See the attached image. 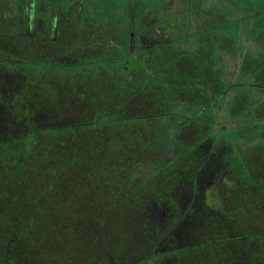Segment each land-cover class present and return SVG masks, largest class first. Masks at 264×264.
Instances as JSON below:
<instances>
[{
    "label": "trees",
    "instance_id": "16d2710c",
    "mask_svg": "<svg viewBox=\"0 0 264 264\" xmlns=\"http://www.w3.org/2000/svg\"><path fill=\"white\" fill-rule=\"evenodd\" d=\"M8 1L4 2V5L10 7L9 11L21 14V4L17 6L16 2ZM56 3L60 2L56 0ZM12 4L19 7L17 11L11 10ZM116 7L117 4L112 5L111 10L114 11ZM112 11H107L108 15L101 10L93 11L91 14L94 16L101 13L105 16L104 20H107L109 15H117ZM72 12L75 15L76 32L83 33L85 29H79L78 22L85 13L84 5L74 1ZM9 19L10 17L4 19L3 25L11 22ZM15 21L19 22L20 19L17 18ZM102 28L95 27L92 32L101 34ZM15 31L14 29L13 33ZM103 32L105 35L109 33L108 30ZM87 35L90 38V35ZM108 36L110 35L106 37ZM81 39V37L75 39L74 63H60L51 56L45 57L44 60L35 61L31 66H21L24 74L15 77V83L13 79L7 77L0 80V253L8 257L25 250L22 253L24 254L37 233H44L45 211L38 212L34 207L33 201L36 196L47 202V206L52 204L60 206L61 204L55 201L66 196L69 201H77V217L66 215V218L64 216L58 218L65 221L66 227L69 228H75L79 223L81 225L87 223L104 207L111 206L117 210V201L121 198L127 205L124 212L126 217L121 218L131 232L137 231L135 235L137 242L133 248L123 251L124 255L118 258L117 264H188V260L184 262L179 260L178 252L201 242V229L204 226L213 227L210 218L223 217L214 211V207L202 205L200 194L197 193L200 199H194V195L190 198L191 193L185 196L184 192L190 189L193 182L196 184L200 181L207 182L212 178L220 164L222 148L219 153V150L217 152L214 150L220 148L219 146L212 147L211 144L202 146L201 156L193 158L185 171L175 169L178 174L181 171L180 181L184 183L182 185L186 189L175 186L167 191L166 184L164 186L161 184L160 175L150 173L165 174V166H170L177 160L181 147L175 148L167 141L169 129L173 132L170 138L174 143L182 136L180 129L182 126L197 129L198 126H209L212 137L219 138H228L229 132L231 130L235 132L236 127H229L223 116L217 124L214 123L216 129L208 123H199L198 118L187 120L185 112L178 111L177 105L173 117L168 112L170 102L161 103L164 110L157 111L156 105L151 104L143 94L141 85L132 84L135 75L144 72L141 67L145 63L144 57L151 54L136 56L129 52L117 51L115 46L108 45L106 41L104 43L109 48H103L98 42L82 44ZM179 49L170 50L176 55L181 53ZM95 58L97 59L94 63L102 60L101 68L105 65V74L112 79V83L117 82L115 86L102 84L95 76L92 65L96 64H91L88 60ZM190 63L191 60L186 57L175 66L183 65L186 69L192 70ZM35 64L42 66L41 71L33 67ZM245 72L244 75L249 78L247 80L250 83L249 89L247 84L241 82L242 79L238 78L237 82L232 84L230 81L232 74L228 75V78L219 74L223 86L220 96L225 106L215 98L206 104L201 103L198 106L199 114H212L215 111L211 112L209 107H216L217 115L225 114L232 121L236 120L238 117L232 112L236 106H228L224 96L232 91L240 93L246 90L254 94L258 89H264L262 70L254 66ZM202 75L208 79L213 77L212 71H205ZM239 75L243 77V71L239 70ZM182 76L179 67L170 68L167 70L169 82H165L164 85L170 87L185 82L184 86H188L192 83L190 80L183 81ZM48 78H52L56 84L53 96L40 94L41 98L43 96L45 98L39 107H35L33 103L38 98V94L35 93L36 87L39 86L37 83H42L45 87ZM44 87H41V90ZM68 87L74 91H69ZM102 91L104 92L101 93ZM36 92H40L38 87ZM254 101L261 104L255 97ZM46 102L51 104H44ZM208 116L211 119L216 118L215 115ZM158 117L163 125L150 121ZM256 131L255 128L251 130L249 139H252ZM237 137L241 141L248 136L239 134ZM68 156L85 158L90 162L89 169L83 171L80 169L79 173L71 171ZM135 161H142L144 165L136 167L132 164ZM150 164L152 170H149ZM145 166L147 171L143 169ZM37 171L45 183L40 186L33 184V177ZM194 171L198 173L195 175ZM171 173L172 168L168 175L165 174V178L171 177ZM127 174L130 181L126 177ZM253 183L255 191L264 192L262 181ZM126 184H131V188L128 189ZM117 185L122 186L120 188L123 191L120 195L117 194ZM42 187L47 188L46 193H43ZM219 197L220 193L216 192L214 199L220 207L223 202H220ZM23 200L28 203H23ZM169 204L174 207H170ZM184 205H186L184 211L181 212ZM155 207L165 208L161 219L153 212ZM144 246L145 254L142 255L141 249ZM133 253L138 256L137 261H133ZM253 259L254 257L249 258L244 264H259ZM111 261L108 264H114L115 260Z\"/></svg>",
    "mask_w": 264,
    "mask_h": 264
},
{
    "label": "rangeland",
    "instance_id": "374dc122",
    "mask_svg": "<svg viewBox=\"0 0 264 264\" xmlns=\"http://www.w3.org/2000/svg\"><path fill=\"white\" fill-rule=\"evenodd\" d=\"M10 1L11 0L8 2ZM73 1L83 4L85 7V13L81 17L85 21L82 25V28L85 29L83 34L89 29L88 31L96 35L93 39H89L91 43L103 42V37L105 35L103 30L101 34L92 31H94L95 27L102 28L105 17L103 16V20L101 21V13H96V15L91 16V12L101 10V12L107 13L109 10L112 11V5L117 4V0ZM24 2L26 6L21 4L24 8V13L21 12L22 16L17 17H21L22 20L28 22V12H30L28 8L30 7V2H32V0H25ZM63 2H65V0H63ZM19 3L20 0H17V6ZM122 3L123 2H121V5L119 4V10H117L118 7H116V9L112 11L115 12V14L118 12L121 17L123 16ZM45 5V1H40L38 10H43ZM13 6L14 4H12L11 10H13ZM57 8L59 12H62V5H59ZM9 9L10 7L5 6L4 3H2V5H0V14L9 16V20L13 22V13L12 11L10 12ZM7 16L0 17V24H2L4 30L10 29L12 25L9 21L8 23L11 24L8 25V23H5V25H3L4 19H8ZM121 17H117V20H113L109 24V27H111L112 30L117 29V33H120L117 35L118 39L121 38L120 41L127 38L128 29H126V33H121L123 31L122 24L124 23ZM93 20H98L101 23V26L97 25L99 22H92ZM248 23L249 26L254 24L249 29L254 32V34H250V38L254 40L255 44L260 45L263 43L262 45L264 46V30L261 31L263 26L262 20L256 18L254 21ZM78 25L80 29V21L78 22ZM21 27L22 32H28L30 35H33L34 24L30 29H28L26 24L25 26L21 25ZM104 27L105 29L107 28L106 26ZM223 27H227V30L220 29L217 34L218 41L221 40L224 45L222 44V47L219 46L214 53H211L208 47L201 45L194 46L193 43H190L189 41H186L188 46L184 49L181 48V53H176V55H174L175 52L173 53L169 50L170 47L169 49L159 48L157 50L160 51L158 54L144 57L145 63L141 65L144 72L137 76L135 75L133 78L135 81H132V84L137 85L135 83H138L137 86L141 85L143 94L151 101V104L156 105L155 108H157V111L159 112L164 110L162 105L163 102H165V104L170 102L168 112L173 117L175 116L174 108L177 105V110H183L186 114L187 120H190L191 118H198L199 123H208L214 127V123L217 124L223 116L227 120L229 127H236L235 132L232 130L229 132L228 138H219L215 136L212 137V134L209 131V126H198V129L192 126H186L185 128L182 126L180 128L182 136L178 137V141L174 143L170 138V135L173 134L171 129H169L167 133V141L171 142L175 148L181 147L176 162L170 166H165L166 175L170 173L171 168L173 173H171V177L167 176V178H165V174H163V172L150 173V175H160L162 178L161 184L162 186L166 184V187H168L167 191H170V189L175 186H180L182 189H186L185 186L182 185L184 183L180 181L182 177L181 171H185V169H187L188 163L193 158L197 159L198 156H201L202 146H207L209 144H211L212 147H215V145L219 146L220 148L214 149L215 152L219 150V153L222 148L221 155L219 157L220 164L215 169L216 173L212 176V178L200 185L199 188L201 190L198 189L197 184L193 182L190 189L186 190L184 194L185 196H189L191 193V195H194V199H200V196H198V194H200L202 196L201 204L210 208L214 207V211L220 217H223L220 215V212H222L221 209H223L224 212L222 213L225 216V220L219 217H214L213 219L210 218L213 227L204 226V228L200 231L201 242L197 245L187 246L183 248L181 252H178L179 260L181 262L188 260V264H244L249 258L254 257V261H257L259 264H264V192L261 190L255 191V188L252 186L254 185L253 181H262V185L264 186V89H258V91L254 94H250V92L243 90V92L240 93L231 92L224 96V100L227 101L228 106H236V109L232 110V112L238 118L233 121L225 114L217 115L216 107H209V109L212 110L211 112H215L207 115L199 114L198 109V106L201 105V103L206 104L215 98L218 99L223 106H225V102L221 101L222 96H220L223 86L222 78L219 79V74L228 78V73L226 72L230 71L232 64L229 61V58L235 53H244V50H247L249 47V45L245 42H238V38L236 36V34L246 32L247 29L245 26L242 27L238 21H235L234 23L226 22ZM58 28H64V25H61L60 23ZM201 29H203V27H201ZM70 30L74 33L75 39H80L78 37L82 32L78 34L76 32V28H70ZM226 31L230 34L229 36L223 35ZM13 34L9 32V36H12ZM206 34L209 36L210 32ZM100 36L102 38H100ZM3 43L4 41L1 42V44ZM7 43L10 44V41ZM81 43H88V41L86 39H81ZM203 44H205V42ZM20 45L23 46L24 44ZM39 45H37V43H33L29 46L30 50L33 51V57L34 54L36 56L40 55L41 57L44 55L42 51L44 47L41 45L46 47L45 42ZM15 48L18 49V45H16ZM104 48L109 47L108 45H105ZM154 52L156 51H153V53ZM186 57L191 60L190 64L192 70L186 69L183 65L175 66L177 62L178 64L179 62H183ZM63 59H65V61L67 60L64 57ZM96 59L97 58L91 60L88 59L91 64L98 65L97 67L96 65H92L95 71V76L102 84H111L112 87L115 86L117 82L112 83V79L105 74V65L101 68L102 60L100 59L99 62L94 63ZM250 60H252L251 56ZM254 66L257 67L258 63ZM33 67L39 69L40 71L42 68V66L38 64L33 65ZM173 67L180 68L183 74V81L190 80L192 83L188 86H184L186 85L185 82L178 83L175 86H165L164 84L169 82L167 70ZM220 68H222V70ZM257 68L262 70L260 67ZM3 70L5 71L4 67L1 68V72ZM205 71H212L213 77L210 79L204 77L202 73ZM23 74L22 67L16 66V68L13 69V75L7 76V79H13V82L15 83L14 78L22 76ZM178 75L180 76V73H178ZM85 81L87 82V79H85ZM71 83L73 84V82ZM76 83L77 82H75V84ZM37 84L39 85L37 87L40 92H36V87L35 93L38 94H36L38 98H36L33 103L35 107H39L42 104V101L45 98L44 96H53L52 93L54 85H56L52 78H48V83L45 87L42 83ZM41 87H44V89L41 90ZM68 90L74 91V89L70 87H68ZM103 92L104 91L101 93ZM40 94L44 96L41 98ZM254 97L256 100L261 101V104L256 103L254 101ZM44 104L51 103L46 102ZM228 114L231 115L230 112H228ZM208 115H215L216 118L211 119ZM155 119L156 120L150 121L155 124L163 125V122L159 117ZM207 119L210 120L207 121ZM166 126L168 127L169 125L166 124ZM254 128L255 130L257 129V133L253 134V137L251 136L252 139H249L250 132ZM239 134H243L248 137L247 139H242L240 141V138L237 137ZM208 147L210 148L211 146ZM214 155H216V153H214ZM68 157L72 166L70 169L71 171L79 173L80 169H82V171L89 169L90 162L86 161L85 158L80 159L71 158L72 156ZM132 164H135L136 167L144 165L142 161H135ZM143 169L145 171L148 170L146 166ZM175 169H181L180 173L178 174ZM149 170H152L151 164L149 165ZM193 173L196 175L198 171H194ZM174 175L175 177H173ZM126 177L128 181H130L128 174ZM141 177L144 178L145 176ZM33 178V184L36 186L45 184L41 180L38 171ZM87 178L89 177H86V179ZM133 178L135 179L136 177ZM233 179L237 180L238 185L231 189L230 183ZM207 184L211 186L210 189L215 188L216 190L212 189L207 194L204 191L207 189ZM125 186L128 189L131 188V184H126ZM120 187L122 186L117 185V194L119 195L122 194L123 191ZM42 189L43 193H46L47 188L42 187ZM154 192H156V189ZM216 192L220 193L221 197H219V200L220 202H223V205L220 207L214 199ZM206 197L208 202L205 200ZM22 202L25 204L28 203L26 200H23ZM57 202L61 205L57 207L55 204L47 206V202L42 201L38 198V196L34 198V207L38 210V212L41 210L45 211L43 221L45 227L43 230L44 233H37V235L33 238V242L31 241V245L24 254L22 253L25 250L18 254H12V256L8 257H5L4 254L0 253V264H108L112 262L111 260H115L114 264H117L118 258L124 255V250L136 246L135 243L137 242V239L135 235L137 234V231L135 230L131 232L127 228L124 220L121 218L126 217L124 212L127 206L121 198L117 201V210L111 206L104 207L100 209L87 223H84L83 225L79 223L75 228L66 227L65 221H61L58 218L62 216L66 218V215L77 217V201H69L66 196V198L63 199L58 198L55 203ZM169 206L174 207L171 204H169ZM154 210L153 212L157 213L158 218L161 219V217H163L162 212L164 210L160 208L156 209V207ZM141 252L142 255L145 254V246L141 249ZM137 258L138 256L136 253H133V261H137Z\"/></svg>",
    "mask_w": 264,
    "mask_h": 264
},
{
    "label": "flooded vegetation",
    "instance_id": "af4514ba",
    "mask_svg": "<svg viewBox=\"0 0 264 264\" xmlns=\"http://www.w3.org/2000/svg\"><path fill=\"white\" fill-rule=\"evenodd\" d=\"M5 1L7 2V0H0V5ZM11 1L16 2L17 0ZM22 1L20 0V4L25 5V0ZM40 1H45L46 5L43 10L39 11ZM58 1L60 2L59 4L55 0H32L28 8L30 11L28 12V22L22 20L21 17H17L22 16V13H24L23 7L21 14H12L13 22H11L10 33L13 34L14 29L16 30V33L14 32L12 36H9V29L4 30L2 24H0V80L3 77L6 78L13 75V69L16 66H31L33 62L40 61L45 57L51 56L60 63L72 64L75 62L73 58L75 36L70 30V28H74L75 15L72 12L74 1ZM121 2H123V16L121 17L118 12L117 15H109L107 20H104L102 24V29L108 30V34L110 35L108 37H106L108 34L104 35L103 38H106L103 42L106 41L108 45L115 46L119 49L117 51L129 52L136 56L153 55L160 52L157 51L159 48L184 49L188 46L186 41H189L194 46L201 45L208 47L210 52L214 53L223 44L221 40L218 41L217 32L220 29L227 30V27H223L226 22L234 23L238 21L242 27L245 26L247 29L245 33L236 34L238 42H245L249 47L247 50H244V53H235L229 58V61L232 63L230 71H227L229 76L232 74L230 81L234 84L238 78L242 79L241 82L247 84V89H249L250 83L247 81L249 78L244 73H246V70L254 68V65L257 63V67L262 69L261 77L264 80V46L262 45L263 43L260 45L255 44L254 40L250 38V34H254V32L249 29L254 24L249 26L248 23L259 18L263 23L261 31L264 30V0H117V10H119ZM59 5L63 6L62 12L58 11L57 7ZM17 10L18 8L14 5L13 11ZM3 16L7 15L0 14V17ZM91 16L93 15L91 14ZM117 17H121L124 22L121 33H126V29L128 28L127 38L121 41V38H117V35L120 34L117 33V29L112 30L109 27L110 22L117 20ZM17 18L21 20L19 22L15 21ZM79 21L82 28L85 21L81 17ZM60 23L64 25V28H58ZM25 24L28 26V29L32 28L34 24V36L28 32H22L21 25L25 26ZM97 25L101 26V23L99 22ZM104 26L107 28L105 29ZM89 32L81 33L79 38L82 37V39H86L88 43H91L89 39H93L96 35ZM208 32H210L209 36L206 34ZM87 34L90 35V38ZM223 35L229 36L230 34L226 31ZM100 38L102 37L100 36ZM3 41L4 43L1 44ZM9 41L10 44L7 43ZM43 42L46 45V47L41 45L44 47L42 49L44 55L41 57L34 54L33 57V51L30 50L29 46L33 43L39 45ZM103 42H99L98 44L104 48ZM204 42L205 44H203ZM20 44L24 45L21 46ZM16 45H18V49L15 48ZM153 51L156 52L153 53ZM250 56L252 60H250ZM63 57L67 60L65 61ZM3 67L5 71L1 72V68ZM239 70L243 71V77L239 75ZM202 183L203 181L197 183L198 189H200L199 187ZM236 185H238V182L233 179L230 183L231 189ZM210 187L207 184V189L204 190L207 194L212 189H215H210ZM191 197L192 195H190ZM205 200L207 201V197ZM185 206L181 207V212L184 211ZM158 208L156 207V209ZM160 209L165 208L162 207ZM223 219H225L224 215Z\"/></svg>",
    "mask_w": 264,
    "mask_h": 264
}]
</instances>
